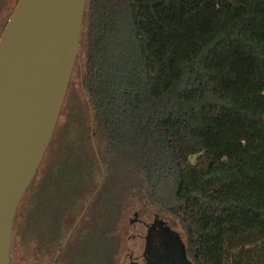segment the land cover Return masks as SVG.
<instances>
[{
  "label": "trees",
  "instance_id": "1",
  "mask_svg": "<svg viewBox=\"0 0 264 264\" xmlns=\"http://www.w3.org/2000/svg\"><path fill=\"white\" fill-rule=\"evenodd\" d=\"M79 50L81 128L54 130L11 242L50 253L96 190L56 264H120L131 199L193 264H264V0H86Z\"/></svg>",
  "mask_w": 264,
  "mask_h": 264
},
{
  "label": "water",
  "instance_id": "2",
  "mask_svg": "<svg viewBox=\"0 0 264 264\" xmlns=\"http://www.w3.org/2000/svg\"><path fill=\"white\" fill-rule=\"evenodd\" d=\"M85 1L17 0L0 35V264L10 262L18 204L50 143L80 53Z\"/></svg>",
  "mask_w": 264,
  "mask_h": 264
},
{
  "label": "rangeland",
  "instance_id": "3",
  "mask_svg": "<svg viewBox=\"0 0 264 264\" xmlns=\"http://www.w3.org/2000/svg\"><path fill=\"white\" fill-rule=\"evenodd\" d=\"M13 2L14 0H0V31H1L2 25L6 23L5 20L7 21L8 19L7 15L12 10L11 8L13 5ZM81 96H82L81 65L79 62L76 61L73 67V71H72L70 82H69V85L66 91V95H65L62 107H61V111H60L55 129H54V130L59 129V134H61L62 136L68 135V133L72 131L71 126H76L74 125L77 121L76 120V116H77L76 108L78 107V104H79L78 97L81 98ZM79 106L81 109H83L81 104ZM83 113H81V115H83ZM77 128H81V127L78 125ZM128 206L130 207V208L128 207L129 213L127 214V216H125L124 221H123L124 223H128V234L126 233L123 238L124 241L122 245L123 246L122 251L118 257V261L120 264H127L124 260L129 259V252L130 251L135 252L138 250V244L134 243V238L131 237V233L135 231V229L138 228L137 223L136 222L133 223L135 212L138 211V213L141 214L142 216L143 215L147 216L146 214H143L145 212L144 210L146 209L144 208L142 203H136V200L131 199ZM76 212L77 211H74V212L72 211V212L67 213V220L69 222L70 221L72 222L74 220V218L77 215ZM16 213H18V209ZM70 224L67 227L68 229H69ZM44 227L45 225H40V228H42V230H46L44 229ZM14 229H15L14 231L18 235L19 228L17 227L16 222L14 225ZM50 230H54V226L51 225ZM67 231H68L67 229L63 230L61 238L59 239L58 242H56L55 245L52 246L50 253H47V252L40 253V251H37V252L31 251L30 253L32 255L31 254L29 255L23 249L20 237L19 235L18 236L16 235L14 237L15 240L13 239V241L11 242V253H10L11 261L9 262V264H51L53 252L55 248L59 246L60 242L63 240ZM75 245L79 246L80 243L76 241ZM77 249L70 250L67 253L64 264H88L89 260H88V257H86L85 255V250H81V253H78L79 250L77 251Z\"/></svg>",
  "mask_w": 264,
  "mask_h": 264
},
{
  "label": "flooded vegetation",
  "instance_id": "4",
  "mask_svg": "<svg viewBox=\"0 0 264 264\" xmlns=\"http://www.w3.org/2000/svg\"><path fill=\"white\" fill-rule=\"evenodd\" d=\"M144 208L143 214L147 216L135 212L133 223L138 228L131 233L138 250L130 251L129 259L124 261L127 264H193L177 219L157 207Z\"/></svg>",
  "mask_w": 264,
  "mask_h": 264
}]
</instances>
